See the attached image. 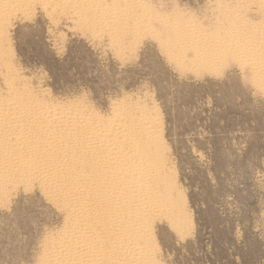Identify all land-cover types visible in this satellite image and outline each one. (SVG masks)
Returning a JSON list of instances; mask_svg holds the SVG:
<instances>
[{
  "label": "rangeland",
  "instance_id": "rangeland-1",
  "mask_svg": "<svg viewBox=\"0 0 264 264\" xmlns=\"http://www.w3.org/2000/svg\"><path fill=\"white\" fill-rule=\"evenodd\" d=\"M95 1L98 7L91 0L0 6V102L12 87L30 97L25 107L38 110L108 121L128 107L148 117L182 214L178 223L156 219L140 241L151 254L148 263L264 264V70L247 61L236 38L242 24L262 26L257 5ZM6 144L0 264H48L53 242L78 222L68 199L20 174L38 175L41 168L8 164L24 151ZM53 154L47 164L57 166Z\"/></svg>",
  "mask_w": 264,
  "mask_h": 264
},
{
  "label": "bare ground",
  "instance_id": "bare-ground-1",
  "mask_svg": "<svg viewBox=\"0 0 264 264\" xmlns=\"http://www.w3.org/2000/svg\"><path fill=\"white\" fill-rule=\"evenodd\" d=\"M9 1L0 0V6H6ZM245 2L257 5L262 26L249 28L242 24L236 36L240 43L238 50L245 51L247 61L255 69L264 70V0ZM90 3L98 7L95 0ZM7 90L10 98L0 102V150L6 143L23 150V154H13L8 164L41 168L42 173L38 175L26 170L20 174L37 180L51 196L68 199L67 209L78 222L76 228L66 230L53 242L48 264L151 263V254L140 241L150 236L156 219L178 223L182 214L177 189L166 178L167 167L156 146L158 133L148 123V117L140 119L127 107L116 112L111 120L93 121L57 107L50 110L44 106L39 110L25 107L30 103L28 95L18 96L12 87ZM53 153L57 166L47 164V157ZM3 167L4 163L0 162L1 171Z\"/></svg>",
  "mask_w": 264,
  "mask_h": 264
}]
</instances>
